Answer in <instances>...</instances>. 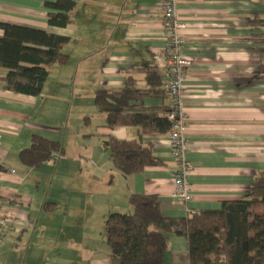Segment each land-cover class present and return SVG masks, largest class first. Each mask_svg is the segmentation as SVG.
Here are the masks:
<instances>
[{
	"label": "crops",
	"instance_id": "crops-1",
	"mask_svg": "<svg viewBox=\"0 0 264 264\" xmlns=\"http://www.w3.org/2000/svg\"><path fill=\"white\" fill-rule=\"evenodd\" d=\"M47 1L55 0H0V22L69 38V59L50 67L41 96L6 89L0 68V196L10 221L0 264H119L106 220L133 211V194L156 195L166 216L247 196L264 172V24L252 23L264 19V0L178 4L182 53L193 58L182 97L186 156L195 166L191 202L173 196L177 165L168 133L111 128L94 99L97 89L121 90L133 77L146 93L144 107L166 114L164 84L151 93L146 82L150 68L162 72L165 65L160 0H76L67 27L49 23ZM34 134L59 141L64 152L39 167L25 165L20 152ZM113 138L153 144L160 163L125 176L110 156ZM165 264H190L186 237L170 235Z\"/></svg>",
	"mask_w": 264,
	"mask_h": 264
},
{
	"label": "trees",
	"instance_id": "trees-1",
	"mask_svg": "<svg viewBox=\"0 0 264 264\" xmlns=\"http://www.w3.org/2000/svg\"><path fill=\"white\" fill-rule=\"evenodd\" d=\"M45 5L50 9L51 25L67 27L73 22L76 0L47 1ZM255 18L252 23L264 24V19ZM0 28L4 31L0 68L7 70L2 77L4 87L41 96L50 67L69 59L63 51L69 38L5 22H0ZM146 82L151 93L163 89V80L153 68L148 70ZM145 95L138 80L129 77L121 90L97 89L94 99L111 128L138 126L143 134L169 133L171 120L166 114L159 115L158 108L144 107ZM63 152L59 141L34 134L20 157L25 165L39 167ZM110 152L115 167L125 176L160 163L153 144L142 139L113 138ZM130 203L133 211L113 212L106 220L107 242L119 264H165L171 234L187 238L190 264H264V172L254 178L245 198L224 200L217 209L166 216L156 195L133 194Z\"/></svg>",
	"mask_w": 264,
	"mask_h": 264
},
{
	"label": "built area",
	"instance_id": "built-area-1",
	"mask_svg": "<svg viewBox=\"0 0 264 264\" xmlns=\"http://www.w3.org/2000/svg\"><path fill=\"white\" fill-rule=\"evenodd\" d=\"M181 1H159V12L163 19V34L166 43L164 48V70L162 72L156 71L161 76L170 99L166 112L167 117L172 122L171 131L168 133V142L172 159L177 165V170L174 174L173 196L184 202H191L194 194L193 188L189 184L188 176L195 166L186 156L188 141L185 132L188 115L183 107L182 97L185 92L183 78L187 70L192 66L193 58L182 53L186 38L180 33V29L185 26L184 22L178 17V4ZM1 137L0 134V140ZM58 156L59 154H56L54 158ZM9 229V217L4 210L0 196V246L5 243Z\"/></svg>",
	"mask_w": 264,
	"mask_h": 264
}]
</instances>
